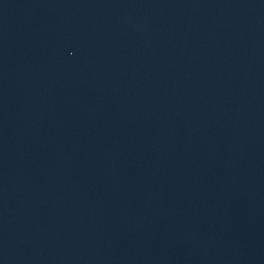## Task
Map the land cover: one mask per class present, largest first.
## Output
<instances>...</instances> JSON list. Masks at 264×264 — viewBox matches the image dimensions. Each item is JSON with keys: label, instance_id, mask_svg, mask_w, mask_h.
Returning a JSON list of instances; mask_svg holds the SVG:
<instances>
[{"label": "water", "instance_id": "1", "mask_svg": "<svg viewBox=\"0 0 264 264\" xmlns=\"http://www.w3.org/2000/svg\"><path fill=\"white\" fill-rule=\"evenodd\" d=\"M0 264H264V0H0Z\"/></svg>", "mask_w": 264, "mask_h": 264}]
</instances>
